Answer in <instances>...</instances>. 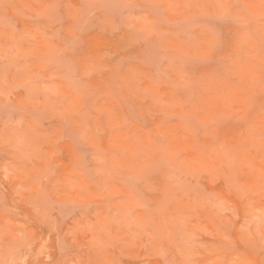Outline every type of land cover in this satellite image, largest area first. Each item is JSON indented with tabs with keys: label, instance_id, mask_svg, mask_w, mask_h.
I'll return each instance as SVG.
<instances>
[{
	"label": "rangeland",
	"instance_id": "374dc122",
	"mask_svg": "<svg viewBox=\"0 0 264 264\" xmlns=\"http://www.w3.org/2000/svg\"><path fill=\"white\" fill-rule=\"evenodd\" d=\"M0 264H264V0H0Z\"/></svg>",
	"mask_w": 264,
	"mask_h": 264
}]
</instances>
